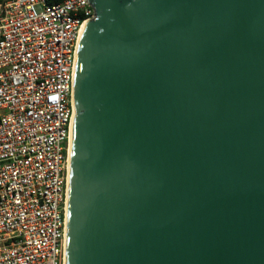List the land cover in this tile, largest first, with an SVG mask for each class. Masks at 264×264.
I'll return each instance as SVG.
<instances>
[{"label": "water", "instance_id": "95a60500", "mask_svg": "<svg viewBox=\"0 0 264 264\" xmlns=\"http://www.w3.org/2000/svg\"><path fill=\"white\" fill-rule=\"evenodd\" d=\"M65 264H264V0H88Z\"/></svg>", "mask_w": 264, "mask_h": 264}, {"label": "built area", "instance_id": "2783aa9c", "mask_svg": "<svg viewBox=\"0 0 264 264\" xmlns=\"http://www.w3.org/2000/svg\"><path fill=\"white\" fill-rule=\"evenodd\" d=\"M88 0H0V264H64L74 72Z\"/></svg>", "mask_w": 264, "mask_h": 264}, {"label": "bare ground", "instance_id": "6f19581e", "mask_svg": "<svg viewBox=\"0 0 264 264\" xmlns=\"http://www.w3.org/2000/svg\"><path fill=\"white\" fill-rule=\"evenodd\" d=\"M74 116V115H73ZM73 121V120H72ZM72 127V126H71ZM72 137H71V133H70V142H69V152H70V146H71V139ZM68 158H69V154H68ZM68 163H69V159H68ZM68 170H69V165H68ZM69 173V172H68ZM68 194V193H67ZM68 197V196H67ZM66 204H67V202H66ZM66 210H67V206H66ZM65 237H66V230H65ZM65 241V240H64ZM64 244H65V242H64ZM64 249H65V245H64ZM64 264H65V250H64Z\"/></svg>", "mask_w": 264, "mask_h": 264}, {"label": "trees", "instance_id": "16d2710c", "mask_svg": "<svg viewBox=\"0 0 264 264\" xmlns=\"http://www.w3.org/2000/svg\"><path fill=\"white\" fill-rule=\"evenodd\" d=\"M60 0H45L46 4L52 5L58 3Z\"/></svg>", "mask_w": 264, "mask_h": 264}]
</instances>
